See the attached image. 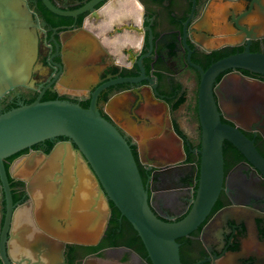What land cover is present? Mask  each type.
Instances as JSON below:
<instances>
[{
  "label": "flooded vegetation",
  "instance_id": "af4514ba",
  "mask_svg": "<svg viewBox=\"0 0 264 264\" xmlns=\"http://www.w3.org/2000/svg\"><path fill=\"white\" fill-rule=\"evenodd\" d=\"M90 1L26 0L38 39L36 61L30 85H16L0 97V112L39 95L41 100L69 99L88 106L98 84L143 72L146 78L137 83L123 81L104 87L98 106L132 142L154 211L166 219H178L194 195L191 178L197 177V171L188 163H197L199 154L190 149L200 144L199 70L188 60V53L203 68L247 46L264 53V0H99L87 5ZM91 42L95 49L87 54ZM80 55L85 62L75 74L82 70L85 76L94 74L93 81L88 79L85 84L69 76L68 60ZM240 71L243 77L264 84V74ZM224 74L229 78L239 75L226 69L216 80ZM81 84L86 88H80ZM256 86L237 80L224 87L225 101L236 104L229 112L239 118L242 131L264 155V89ZM119 95L126 97L114 102ZM152 111L170 117L184 149L186 138L190 141L184 159L161 165L163 169L141 162L137 134L128 124L147 120L146 113ZM222 119L233 123L235 118ZM65 139L47 138L8 159L5 169L12 202L3 248L9 263L152 264L137 231L111 200L110 215L94 240L68 237L44 223V193L36 179L41 163L38 159L26 162L33 152H49ZM223 158V187L210 212L195 229L176 238L181 264H264V174L227 139ZM16 160L19 163L13 167ZM81 187L80 191L66 190L65 195L78 196ZM7 212L0 181V240ZM0 264H4L1 255Z\"/></svg>",
  "mask_w": 264,
  "mask_h": 264
},
{
  "label": "water",
  "instance_id": "95a60500",
  "mask_svg": "<svg viewBox=\"0 0 264 264\" xmlns=\"http://www.w3.org/2000/svg\"><path fill=\"white\" fill-rule=\"evenodd\" d=\"M97 1L91 0L87 5ZM72 46L80 47L78 44ZM87 48V54L94 51V43L87 44ZM37 49L35 22L26 0H0V97L16 85H30ZM188 60L199 70L197 114L200 144L190 149L199 154V163H188L195 167L198 176L191 178L196 187L190 198V207L178 219H166L154 211L147 183L142 179L131 148L132 142L101 113L98 106V95L104 87L123 81L137 83L146 78L143 72L98 84L90 93L88 106L69 99L41 100L39 95L32 101L21 102L0 112V181L8 205L0 240L4 264H10L4 253L3 239L12 202L4 159L47 138L67 137L57 141L49 152L37 150L29 156L30 160L25 161L32 164L38 159L41 163L36 179L44 193L43 212L47 220L44 219V223L68 237L94 240L102 233L110 215L108 200H111L137 231L152 264H181L176 238L188 234L204 220L223 187L224 139L232 142L264 174V155L221 103L226 98L223 86L228 82V75L216 80L226 69L241 76L240 69L264 74V53L250 51L247 46L242 51L214 60L206 68L192 62L189 53ZM68 62L69 76L74 82L93 81L94 74L85 76L84 70L75 74L85 62L82 55ZM84 84L80 88H86ZM222 117L233 119V123ZM171 130L175 132L172 125ZM186 140V145L190 146V141ZM79 158L84 160L87 173L78 166ZM158 168L163 169V166ZM84 180L92 181L96 190L92 182L83 185ZM80 187L83 191L80 195L73 198L65 195L66 190L80 191Z\"/></svg>",
  "mask_w": 264,
  "mask_h": 264
},
{
  "label": "crops",
  "instance_id": "0c3cea01",
  "mask_svg": "<svg viewBox=\"0 0 264 264\" xmlns=\"http://www.w3.org/2000/svg\"><path fill=\"white\" fill-rule=\"evenodd\" d=\"M237 80L240 82H245L250 87L258 86L259 88L264 89L263 83H256L250 79H247L241 75L233 76V78L228 77V82L225 83L224 87H229L231 84H234ZM256 86V87H257ZM226 95V92L224 90ZM126 95H119L114 102L120 103L125 99ZM226 99V98H225ZM223 98L221 103L227 111L231 108L232 105L229 102H226ZM158 108L155 106L153 110H157ZM148 119L143 120L142 122L133 123L128 122V124L133 127V132L137 134L138 139V151L141 162L146 165H153L154 167H158L161 165H165L168 163H174L176 160L184 159L185 157V149L182 144L180 136H178L174 131L171 130L172 120L167 115H163V113L151 112L150 115L146 113ZM239 123L240 120L236 116H232ZM240 124V123H239ZM186 129V128H185ZM156 159V160H153ZM148 162V163H146ZM192 165V164H190ZM84 173H87L86 164L82 158H79L78 165ZM194 166H191V169ZM90 184V180H84L82 183ZM85 183V185H87ZM93 183V182H92ZM93 189L96 190L94 183Z\"/></svg>",
  "mask_w": 264,
  "mask_h": 264
},
{
  "label": "trees",
  "instance_id": "16d2710c",
  "mask_svg": "<svg viewBox=\"0 0 264 264\" xmlns=\"http://www.w3.org/2000/svg\"><path fill=\"white\" fill-rule=\"evenodd\" d=\"M185 149H186V151L189 153V150H188V147H187V146H185ZM132 151H133V154H134V156H135V158H136V160H137V163H138V166H139V169H140V167H142V166H141L142 164H141V163L139 162V160H138L137 152H136L133 148H132ZM14 155H15V154H12V155H10V156H8V157H6V158L4 159V164H5V167H6V168H7L8 165H9V161H8V159H11ZM188 157H189V159H192L190 154H188ZM197 163H199V158H197ZM196 176H198V171H197ZM195 187H196V184H195L194 188H195ZM114 206H115V205H114Z\"/></svg>",
  "mask_w": 264,
  "mask_h": 264
},
{
  "label": "rangeland",
  "instance_id": "374dc122",
  "mask_svg": "<svg viewBox=\"0 0 264 264\" xmlns=\"http://www.w3.org/2000/svg\"><path fill=\"white\" fill-rule=\"evenodd\" d=\"M20 160H21V159H20ZM18 163H19V160H16V161L13 163L12 166L14 167V166L18 165ZM13 169H14V168H13Z\"/></svg>",
  "mask_w": 264,
  "mask_h": 264
},
{
  "label": "bare ground",
  "instance_id": "6f19581e",
  "mask_svg": "<svg viewBox=\"0 0 264 264\" xmlns=\"http://www.w3.org/2000/svg\"><path fill=\"white\" fill-rule=\"evenodd\" d=\"M24 164V163H23Z\"/></svg>",
  "mask_w": 264,
  "mask_h": 264
}]
</instances>
